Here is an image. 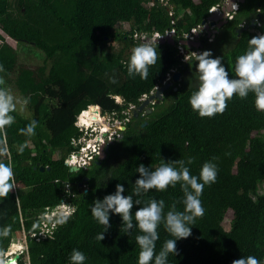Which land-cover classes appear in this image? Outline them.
I'll list each match as a JSON object with an SVG mask.
<instances>
[{
    "label": "trees",
    "instance_id": "trees-1",
    "mask_svg": "<svg viewBox=\"0 0 264 264\" xmlns=\"http://www.w3.org/2000/svg\"><path fill=\"white\" fill-rule=\"evenodd\" d=\"M160 1L0 0V29L15 41L38 48L50 63L48 68L19 64L15 48L0 32V65L4 69L0 87L7 89L11 83L31 111L30 117L12 112L14 123L0 130V151H8L0 153V162L14 171L12 190L0 198V252L8 250L17 232L37 234L39 215L47 208L53 209L68 198L74 208L65 223L56 224L51 236L30 238L19 264H71L74 248L86 256L84 264H138L135 236L139 230L133 227L129 235L123 233L121 217L110 210L111 227L99 241L96 236L103 226L92 217L91 206L95 200L114 194L117 183L124 186L122 194L131 195L140 178L136 171L139 164L151 171L161 158L167 162L189 157L194 158L188 165L191 174L198 176L201 165L213 157L218 174L215 183L205 185L200 197L204 215L190 226V237L176 241L178 255L170 254L169 264H231L249 255L264 261V193L260 192L264 185V112L255 108L249 93L245 99L234 96L229 100L223 114L200 117L188 103L195 86L183 79L191 62H182L175 46L178 34L202 24L209 10L224 0H163L166 6ZM253 19L254 26L237 36L236 30ZM118 23L128 25L129 30L116 31ZM172 28L175 43H157L160 60L149 68L148 78L129 77L126 63L137 44L128 35L164 34ZM261 33L264 0H244L214 35V46L219 48L211 51L212 56L221 57L234 76L235 58L246 50L249 38ZM112 41L123 46L114 49ZM209 45L204 42L201 51L209 50ZM226 46L230 48L223 51ZM171 69L180 72L181 78L178 82L171 79L173 84L159 103L150 106L151 112L140 113L136 123L130 116L122 137L109 144V152L99 165L96 158L87 168L71 172L65 161L78 151L73 142L84 135L76 126L78 116L89 109L99 115L100 109L103 115L125 118L122 112L127 105H140L139 98L160 85ZM113 77L116 83L110 82ZM117 97L122 104L116 102ZM32 120L37 127L35 135L28 136L20 130ZM24 143L33 148L20 153L18 147ZM54 153L59 157L53 158ZM111 158L116 167L107 165ZM81 182L87 191L78 186ZM182 195L177 184L163 192H141L133 195V200L163 199L166 212ZM140 206L134 202L133 212ZM177 209L183 206L177 203ZM230 209L233 214L226 230L223 222ZM158 232L157 252L166 239L173 238L163 225Z\"/></svg>",
    "mask_w": 264,
    "mask_h": 264
},
{
    "label": "clouds",
    "instance_id": "clouds-1",
    "mask_svg": "<svg viewBox=\"0 0 264 264\" xmlns=\"http://www.w3.org/2000/svg\"><path fill=\"white\" fill-rule=\"evenodd\" d=\"M193 2L196 3L197 1ZM212 13L209 10V14ZM257 23L259 24V21ZM121 24L125 25L118 23L116 26L119 25L120 27ZM212 27L215 29L214 26ZM212 30L209 32L210 37H212ZM133 34L128 35V37L137 46H134L130 51L126 63L127 73L131 78L138 75L142 80L147 79L149 68L160 60L157 43L144 42L138 45V42L132 39ZM198 41L202 43V47L203 43L207 42L202 39H198ZM188 49L198 50V48ZM199 49V53L192 52L191 56L184 57L188 63L191 62V65L195 64L196 85L188 98V103L194 112L202 118H211L216 114H223L229 100L234 96L245 99L249 96V93L253 94L255 108L264 112V33L254 35L248 39L246 50L235 58L232 69L234 76H230L229 71L222 63L221 57H213L211 50L201 51L202 48ZM2 71L4 69L0 65V72ZM110 82L116 83L117 81L113 77L110 78ZM3 84L4 81L0 79V85ZM117 98H115L116 102L122 104V99ZM25 103H27V100ZM148 106L151 105L148 104ZM14 111H16L14 96L8 89L0 87V130H4L6 126L14 123L15 117L11 115ZM140 113L141 116L145 115L143 111ZM101 115L103 114L101 113ZM36 127L37 122L32 120L20 131L28 136H34ZM123 127L125 129V125ZM104 136H106V132ZM25 146H20V153L23 152ZM215 159L216 157H213L211 160L205 161L199 169L198 176L191 174L188 167V165L194 163V158L191 157L187 160L177 159L167 162L161 158L159 164L151 171L143 163L139 164L136 171L140 173V178L136 179L131 195L122 194L125 192L124 186L117 183L114 194L106 195L102 201L95 200L93 202L91 215L103 226V231L97 234L96 239L103 240L105 238L104 233L111 227L109 223V211L111 210L113 214H118L121 217L123 227L120 230L123 233L129 235L131 233L129 230L133 227L139 230L140 234L135 236V242L139 247L138 264H169V255H178L176 241L190 237L192 235L190 226L195 225L196 219L204 215V207L200 197L205 185H211L216 181L218 169L213 162ZM13 184L14 171L12 167L0 162V198L8 196ZM177 184L180 185L183 195L178 201L173 202L166 212L163 199L148 197L145 201L133 200V195H139L141 192L147 193L152 189L163 192L169 186L174 188ZM134 202L142 206L136 208L133 212ZM177 203L183 206L182 210L177 209ZM68 215H71V213ZM67 219L68 216L66 215L59 223L63 224ZM161 225L173 238L166 239L157 252L156 242L160 238L158 228ZM69 259L71 264H84L86 256L83 252L74 248ZM5 260H8V257L4 260L0 259V264H5ZM231 264H264V261L249 255L234 259Z\"/></svg>",
    "mask_w": 264,
    "mask_h": 264
},
{
    "label": "rangeland",
    "instance_id": "rangeland-1",
    "mask_svg": "<svg viewBox=\"0 0 264 264\" xmlns=\"http://www.w3.org/2000/svg\"><path fill=\"white\" fill-rule=\"evenodd\" d=\"M15 1V0H14ZM183 7L187 8L188 5H183ZM183 11L187 12L188 9H184ZM116 31H120V32H126L129 30V27L125 24L119 27V25H117L115 27ZM1 34H3L6 37V40L8 41V43L13 47L16 48V53H17V60L19 64H27V65H33V66H39V65H44L47 68L50 66L49 61H46L44 58V55L42 54V52L34 47L33 45H30L26 42H17L15 40H13L12 38H10L9 36H7L5 34L4 31H2L0 29ZM212 41V40H211ZM211 41H207V44H210L208 46L209 50H217L216 48H219V46H214L215 45V40ZM111 46L114 47V49H120L123 44H120L117 41H112L111 42ZM218 45V43H217ZM221 46V44H220ZM228 48H230L229 46L223 47V51L227 50ZM104 50H108L107 48H105ZM181 59H183V56L181 57ZM185 60V59H184ZM187 63V61H184V63ZM190 62V61H189ZM183 79L186 81L188 80V85L190 87H194L196 85V80H195V64L193 63L192 65H190V68L184 73V77ZM164 81L165 78H164ZM183 81V80H182ZM168 82L171 83V85L173 84L172 80H169ZM163 85L162 81L160 83V85L157 86L156 89H158L159 87H161ZM7 89L11 92V94L14 96V103H16V110L17 112L22 116V117H30L31 116V111L29 109V107L27 106V104L25 103L24 99L21 97V95L17 92V90L14 88V86L11 83L7 84ZM155 92V90H154ZM154 92H152V94H154ZM118 101H120L117 98ZM90 110H87L85 113L90 112ZM126 111V109H125ZM124 111V112H125ZM99 112V121L95 122V123H90L89 125L83 124L80 120H79V116L77 118V122L76 125L78 127H80L81 129L85 130L84 131V135H83V140L78 139L77 142H73V145L76 147L78 146V151L80 152V162L81 163L83 160H85V155L88 154L90 155L92 152V148L97 145L98 142H100L102 140L103 135L106 132V137L110 132H114L116 131L117 134L120 133L121 134V130L117 131L119 129V124L117 122L114 121L113 119V115L111 114H106V115H101L100 113V109L98 110ZM126 114L130 115V112H128V109L126 111ZM107 118V119H106ZM101 121V122H100ZM124 121V119L122 120ZM101 125H100V124ZM117 124V127H115ZM125 130V129H124ZM123 130V131H124ZM114 135V133H113ZM105 137V138H106ZM115 139H117L116 135L113 136ZM112 137V138H113ZM80 143V144H78ZM23 145H26L24 148L26 150H31L33 148V146L30 143H24ZM83 147V148H82ZM20 149V147H18ZM82 149V150H81ZM59 154L58 153H54L53 158H58ZM69 159V156L68 158ZM66 162V161H65ZM85 161H83L84 163ZM107 165L111 168L116 167V160L114 161V159H110L108 162H106ZM232 167H234V164H231ZM235 169V167H234ZM83 188V187H81ZM67 192H69V190L67 189ZM260 192L261 194L264 193V185H262L260 187ZM63 204H61V208L55 212L54 214L51 213H47V218L45 216V213H42L39 215V219L41 220L40 222V230L42 231L43 235L44 232L46 231V227L45 224L50 228L52 222H58L59 220L62 219V215H68L69 212L71 213V211L74 209L71 200L68 198L67 200L62 202ZM65 211V212H64ZM232 214H233V210L230 209L224 219L223 222V226L226 230L230 229V222L232 219ZM39 226V227H40ZM30 235L31 234H26L25 232H17L14 234V237L12 239L11 245L8 248V250L5 253L0 252V259H5L8 256L11 255H15L14 257H17V255L23 254V252L26 251L27 249V245L28 242L30 240Z\"/></svg>",
    "mask_w": 264,
    "mask_h": 264
},
{
    "label": "built area",
    "instance_id": "built-area-1",
    "mask_svg": "<svg viewBox=\"0 0 264 264\" xmlns=\"http://www.w3.org/2000/svg\"><path fill=\"white\" fill-rule=\"evenodd\" d=\"M161 3H162V5H164V6H166L167 4V2L166 1H163V0H161L160 1ZM225 2V0L224 1H222L221 3H219V4H217V5H215L214 7H212L211 9H210V12L212 13V12H214V11H217V12H221V10H222V6H223V3ZM152 4L154 5V4H157V1H152ZM171 8H169V10H168V14L171 16V10H170ZM237 9H238V4L235 2V3H233V5H232V10H231V12L230 13H225V16H226V18L228 19V20H231L232 18H233V15H234V13L237 11ZM172 24H174V22L172 21ZM259 25V24H258ZM213 29V27H210L209 29H205L204 28V25H202V24H200V25H197V26H195V27H193V28H191L187 33H182V34H178L177 35V38H178V40L176 41V43H175V46H176V49H177V54H178V56L181 58L182 56H183V59H181V61L182 62H184V61H186V60H184V57L185 56H191V53L192 52H197V53H199V51L198 50H189L188 48H186L185 46H183L180 42L182 41V40H190V41H196L197 39H202V40H204V41H211L212 40V37H210V35H209V32L211 31ZM196 35H197V37H196ZM169 37H172V38H176V31H175V28H172L170 31H166L164 34H161V33H158V32H154L152 35H150V36H146L144 33L143 34H137V33H134L133 34V36H132V39L133 40H135V41H137L138 42V45L139 44H141V43H144V42H156V43H158L159 41H164V40H166L167 38H169ZM175 73V69H171L166 75H165V80L166 81H164V79L162 80V83L163 84H165V83H167L169 80H171L172 79V75ZM156 88L157 87H155L154 89H153V91L152 92H154V90H156ZM152 92H150L148 95H146V94H144V95H142L140 98H139V102L140 103H142L144 100H146V99H148L149 98V96L150 95H152ZM155 103V101L154 100H151L150 101V105H153ZM137 107H138V105H135V104H128V106H127V108H126V111H127V109H128V112H130V115H128V114H126V111L125 112H122L124 115H126V117L125 118H123L124 119V121H122L123 119H118V118H114L113 117V119H114V121L115 122H117L118 124H119V129L117 130V131H119V130H121L122 131V129H123V126L127 123V122H129V120H130V116L134 113V111L137 109ZM112 115V114H111ZM142 115H143V113H142ZM77 126V125H76ZM78 127V126H77ZM115 127H117V124H116V126ZM81 131H85V130H83V129H81L80 127H78ZM113 133H114V135H113ZM116 135V137H120V133L119 134H117L116 133V131H114V132H110L108 135H107V137L106 136H104L103 135V137H102V140L100 141V142H98L97 143V145H95L93 148H92V152H91V154L90 155H88V154H86L85 155V160H83V161H85L84 163H83V161L81 162V163H79L80 162V160H81V158H80V152L79 151H76V152H74V153H72L70 156H69V159H67L66 160V164L69 166V167H71V166H73V167H78V169H80V168H87L90 164H91V162L93 161V160H95V158L99 155V148H100V145L101 144H105V143H107V142H111L112 140H114L115 138L113 137V136H115ZM106 137V138H105ZM113 137V138H112ZM82 138V140H83V136L81 137ZM81 138H79V139H81ZM77 142V141H76ZM78 144H80V143H78ZM83 148V147H82ZM82 150V149H81ZM0 153H8V151H7V149H5V150H1L0 151ZM82 187H83V189H85V184L84 185H82ZM66 189H68V187L66 188ZM85 191H87L86 189H85ZM63 204V203H62ZM61 206L62 205H59V206H57V207H55V208H53V209H49V208H47L45 211H44V213H45V216H46V218H47V213H51V214H54L55 212H57L60 208H61ZM73 211V210H72ZM72 211H71V213H72ZM64 216H66V215H62V218L64 217ZM67 216H69V215H67ZM60 221V220H59ZM58 221V222H59ZM58 222H52V224H51V227L49 228L46 224H45V227H46V231L44 232V235H43V233H42V231L39 229V232L37 233V234H31L30 235V238H33V237H39V238H46V237H49V236H51L52 235V233H53V230H54V228H55V226H56V224L58 223ZM40 228H41V226H40ZM27 250V249H26ZM15 255H11V256H8V260H5L4 262H5V264H10L9 263V261L10 260H12V259H14L15 257H14ZM19 255H17V259H16V261L14 262V263H12V264H19ZM25 264H30L28 261H26V263Z\"/></svg>",
    "mask_w": 264,
    "mask_h": 264
},
{
    "label": "water",
    "instance_id": "water-1",
    "mask_svg": "<svg viewBox=\"0 0 264 264\" xmlns=\"http://www.w3.org/2000/svg\"><path fill=\"white\" fill-rule=\"evenodd\" d=\"M244 0H225L221 12L214 11L212 14H210L204 21H202V25H204L205 29H208L209 27L214 26L215 29L212 30V37L217 33L218 29L227 23V19L225 17V13H230L231 12V6L233 3H242ZM255 24V20L253 19L249 25H245L243 27H240L236 30L237 36H239L240 33H242L245 30H248L250 27H253ZM197 37V35H196ZM166 41L168 44L174 45V38L169 37L167 38ZM164 41H159V43H164ZM183 46L187 48H194V49H199L202 48V43L198 41H190V40H182L180 42ZM187 66V64H185ZM181 73L176 72L173 74L172 79L173 82H178L180 80ZM171 86V83H166L159 87L158 89L155 90L154 94L149 96L148 99L144 100L140 105L137 107L136 111L133 113V117L137 119L139 112H144L145 114H149L151 112L150 107L148 106L150 100H155V103H159L162 100V94L163 92ZM176 90V88H174ZM146 122H144L141 126H145ZM124 130V127L123 129ZM122 135H120L119 138H121ZM113 142H108L107 144H101L99 148V155L97 156V160L95 161V164L99 165L101 161H103L106 158V153L109 152V144H112ZM40 171H43V167H39ZM49 170V168H47ZM79 169L78 167H70L71 172H77ZM83 181H86V178L83 179ZM82 185V184H80ZM17 259V257H15Z\"/></svg>",
    "mask_w": 264,
    "mask_h": 264
},
{
    "label": "bare ground",
    "instance_id": "bare-ground-1",
    "mask_svg": "<svg viewBox=\"0 0 264 264\" xmlns=\"http://www.w3.org/2000/svg\"><path fill=\"white\" fill-rule=\"evenodd\" d=\"M90 110V109H89ZM84 114V113H83ZM79 120L83 123V124H86V125H89L90 123H95V122H98L100 119H99V115H96V112L95 110L93 111V109H91L90 112H87L85 113L84 115H80L79 116ZM107 119V118H106ZM101 122V121H100ZM100 124V123H99ZM101 125V124H100ZM65 212V211H64ZM70 213V212H69ZM16 261V259H12L9 261L10 264L14 263Z\"/></svg>",
    "mask_w": 264,
    "mask_h": 264
},
{
    "label": "flooded vegetation",
    "instance_id": "flooded-vegetation-1",
    "mask_svg": "<svg viewBox=\"0 0 264 264\" xmlns=\"http://www.w3.org/2000/svg\"><path fill=\"white\" fill-rule=\"evenodd\" d=\"M96 115H97V114H96ZM137 121H138V120L135 119V120H133V123H136ZM114 140H115V139H114ZM114 140H112V142H113ZM80 184L84 185V184L81 182V183L78 184V186H80V187H82V185H80Z\"/></svg>",
    "mask_w": 264,
    "mask_h": 264
},
{
    "label": "crops",
    "instance_id": "crops-1",
    "mask_svg": "<svg viewBox=\"0 0 264 264\" xmlns=\"http://www.w3.org/2000/svg\"><path fill=\"white\" fill-rule=\"evenodd\" d=\"M16 49V48H15ZM92 107V106H91ZM94 111V110H93ZM85 114V113H84ZM84 114H82V115H84Z\"/></svg>",
    "mask_w": 264,
    "mask_h": 264
}]
</instances>
